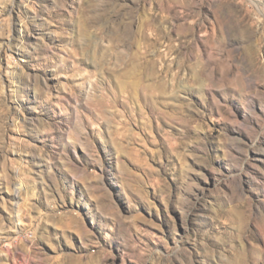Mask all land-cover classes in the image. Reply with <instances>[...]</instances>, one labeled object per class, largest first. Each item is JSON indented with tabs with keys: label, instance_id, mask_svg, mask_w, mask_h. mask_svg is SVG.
Listing matches in <instances>:
<instances>
[{
	"label": "rangeland",
	"instance_id": "rangeland-1",
	"mask_svg": "<svg viewBox=\"0 0 264 264\" xmlns=\"http://www.w3.org/2000/svg\"><path fill=\"white\" fill-rule=\"evenodd\" d=\"M0 264H264V0H0Z\"/></svg>",
	"mask_w": 264,
	"mask_h": 264
}]
</instances>
